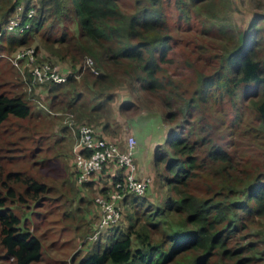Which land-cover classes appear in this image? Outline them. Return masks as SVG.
<instances>
[{
    "label": "rangeland",
    "instance_id": "374dc122",
    "mask_svg": "<svg viewBox=\"0 0 264 264\" xmlns=\"http://www.w3.org/2000/svg\"><path fill=\"white\" fill-rule=\"evenodd\" d=\"M7 1L0 0V23L2 13L14 2ZM137 1L117 0V3L121 10L132 13L137 8ZM33 3L38 15L40 3L38 0H33ZM168 3L165 5L171 47L159 73L165 85L154 91H130L126 80L117 74L115 97L110 104V127L104 134L121 140L129 134L135 136L134 161L137 172L145 173L149 178L150 184L145 192L151 193L150 202L157 198L167 199L168 186L162 176L165 174V160H157V156L162 154L165 159L172 156L166 141L172 133L182 134L191 141L198 140L197 143L204 137L207 143L201 141L199 144L202 157L211 143L224 147L236 164L234 173L241 180L257 176L264 181V127L256 107L261 96L260 87L242 83L232 92L223 90L215 95L209 89L201 90V79L218 70L224 48L230 49L238 42L240 33L256 15L261 16L256 21V28L264 44V0H208L195 9L192 7L189 18L182 17L178 9ZM14 17L22 19L21 11L15 9L7 21ZM24 20L25 23L30 21L28 18ZM26 29L5 32L0 37V93L23 96L31 109L25 118L10 115L0 123L2 177L9 171H21V178L27 176L45 183L43 191L32 195L33 190L24 192L25 182L7 181L18 194L23 195L22 200L16 198L10 205L21 217L22 226L41 243L40 258L29 264H75L95 248L97 241L105 243L104 234L100 236L101 240L94 237L100 215L94 198L103 193L98 186L108 184L107 171L93 174L92 178L97 181L87 184V187L69 175L68 172L73 171V155L69 151L81 122L77 114L66 107L69 95L57 92L53 98L54 92L48 95L29 92L28 66L25 61L15 65L12 58L18 51L33 48L37 62L49 61L65 71H73L68 63L51 53L40 38L58 44L64 30L78 36L79 28L70 10L68 15L48 17L37 33L31 31L28 41L19 44L15 38L21 37ZM263 53L264 50H258L259 56ZM105 67L110 71L115 68L110 62ZM44 87L35 85L43 92ZM79 88L86 91L83 85ZM84 96L86 101L90 100L88 91ZM50 102L54 104L52 107ZM205 184L208 182L192 181V187ZM138 208L142 207L135 206ZM133 211L134 208L123 207L121 226L126 227V214ZM244 220L247 227L238 232L237 244L256 240L259 252L264 251V218ZM0 264H16L12 257L6 255L1 244Z\"/></svg>",
    "mask_w": 264,
    "mask_h": 264
},
{
    "label": "trees",
    "instance_id": "16d2710c",
    "mask_svg": "<svg viewBox=\"0 0 264 264\" xmlns=\"http://www.w3.org/2000/svg\"><path fill=\"white\" fill-rule=\"evenodd\" d=\"M38 1L39 14L30 18L29 28L15 38L16 42L25 44L28 34L37 33L48 17L68 15L71 10L79 28L78 36L64 30L58 44L42 37L40 40L58 59L68 63L78 77L70 74L64 82L39 84L45 86L44 92L35 86L27 90L35 95L54 92L53 98L55 93L65 92L69 95L66 107L77 114L80 123L97 124L99 126L91 125L106 136L117 74L126 80L130 91H154L165 85L159 73L171 47L167 3H172L182 17L189 18L192 7L195 9L208 0H138L132 13L121 10L117 0ZM21 3L25 10L30 6L35 8L33 0H14L1 15L0 28ZM24 11L23 20L27 19ZM259 18L261 16H254L240 33L238 42L230 49L224 48L220 67L201 79V90L209 89L215 95L223 90L232 92L242 83L259 86L261 96L256 107L264 127V53L258 55L259 49L264 50V44L256 28ZM88 57L95 62L96 73L85 64ZM108 62L113 64L114 70L105 67ZM27 73L29 83L31 76L29 71ZM80 85L90 93V100H85L86 91L78 89ZM53 103L50 102V107ZM30 113V104L23 96L0 93V123L10 115L25 118ZM166 141L172 156L165 159L159 154L157 160H165L162 176L168 186L167 199L150 202L149 192L127 194L123 207L134 208V211L126 214V227L119 221L109 232L103 233L105 243L97 241L95 248L75 264H264V251L259 252L256 240L237 244L238 232L247 227L244 218H264V181L257 176L241 180L233 171L236 164L230 153L220 145L211 143L202 157L199 144L207 143L204 137L197 143L198 140L191 141L182 134L172 133ZM20 172L9 171L2 177L0 165V244L16 264H29L40 258L41 243L22 226L21 217L10 205L16 198L22 200L23 195L7 181L25 182L24 192L33 190L32 195L43 191L45 183L27 176L21 178ZM68 173L74 177L72 170ZM109 177L108 184L98 186L101 192L109 187ZM73 179L76 181L75 177ZM195 179L208 184L192 187ZM115 180L113 178V182ZM94 181L83 184L87 187ZM135 206L142 208L135 209Z\"/></svg>",
    "mask_w": 264,
    "mask_h": 264
},
{
    "label": "built area",
    "instance_id": "2783aa9c",
    "mask_svg": "<svg viewBox=\"0 0 264 264\" xmlns=\"http://www.w3.org/2000/svg\"><path fill=\"white\" fill-rule=\"evenodd\" d=\"M19 10L23 13L25 10L23 4L17 7V11ZM24 12L26 18L30 19L35 14V8L30 6ZM21 18H10L0 28V37L5 32H22L29 28L30 21L25 23L23 17ZM12 61L15 65L22 61L26 62L31 76L27 86L28 90L45 82H64L70 74L78 77V73L65 71L58 64L49 61L37 62L33 48L18 51ZM85 64L97 72L91 58H87ZM77 130L76 140L72 146V172H74L77 183L90 181L93 174L101 173L104 168L110 176L106 192L94 198L100 209L94 236L98 238L103 233L109 232L111 227L121 220L126 195L145 193L150 181L147 176H141V172H137L134 161L137 140L134 135H126L123 140L108 138L100 134L93 125L87 123L78 124ZM113 178L116 179L114 182Z\"/></svg>",
    "mask_w": 264,
    "mask_h": 264
},
{
    "label": "crops",
    "instance_id": "0c3cea01",
    "mask_svg": "<svg viewBox=\"0 0 264 264\" xmlns=\"http://www.w3.org/2000/svg\"><path fill=\"white\" fill-rule=\"evenodd\" d=\"M69 152H71V153H72V147H71V150H70ZM69 152H68V153H69ZM71 153H70V154H71ZM140 174H141V176H144V175H146L145 173H140ZM94 179H95V181H97V179H96V178H92L91 180L93 181ZM95 181H94V183H95Z\"/></svg>",
    "mask_w": 264,
    "mask_h": 264
}]
</instances>
